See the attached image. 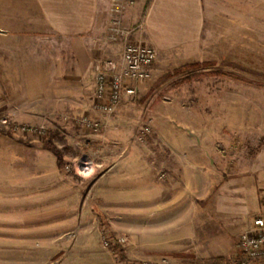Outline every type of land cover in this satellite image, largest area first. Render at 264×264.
<instances>
[{"label":"rangeland","instance_id":"1","mask_svg":"<svg viewBox=\"0 0 264 264\" xmlns=\"http://www.w3.org/2000/svg\"><path fill=\"white\" fill-rule=\"evenodd\" d=\"M225 45L212 46V58L150 74L119 111L97 119L95 130L48 104L17 108L0 69V264L231 263L198 258L205 245L195 235L183 254L166 255L175 236L156 229L165 219L155 216L151 194L156 186L165 194L167 169L149 163L156 150L165 159L169 131H199L206 147L236 152L238 172L252 161L259 191L264 42ZM127 149L143 157L142 165L122 163Z\"/></svg>","mask_w":264,"mask_h":264},{"label":"crops","instance_id":"2","mask_svg":"<svg viewBox=\"0 0 264 264\" xmlns=\"http://www.w3.org/2000/svg\"><path fill=\"white\" fill-rule=\"evenodd\" d=\"M119 16L128 33L113 41L110 0H0V73L12 83L7 92L15 106L33 110L38 102L39 108L48 104L72 116L106 118L92 106L93 63L118 59L125 39L156 50L152 76L171 64L212 58L215 44L231 50L239 42H264V0H134ZM199 134L171 130L165 159L157 150L149 154L151 165L162 161L167 169L160 186L165 194L158 195L157 186L151 194L155 216L165 219L156 229L175 236L173 246L163 248L169 257L183 254L195 235L205 245L198 258L232 261L237 235L260 209L251 173L257 166L250 161L238 172L236 152L206 147L207 135ZM123 154L122 163L142 165L134 149ZM255 264H264V257Z\"/></svg>","mask_w":264,"mask_h":264},{"label":"built area","instance_id":"3","mask_svg":"<svg viewBox=\"0 0 264 264\" xmlns=\"http://www.w3.org/2000/svg\"><path fill=\"white\" fill-rule=\"evenodd\" d=\"M133 1L110 0L112 18L108 26L109 39L117 41L127 35L128 31L120 25L119 15L126 5L132 4ZM155 58L156 50L152 46L125 39L118 59L96 60L93 63V108L100 113H113L128 97L136 93L139 82L150 77ZM75 117L79 124L88 129L95 130L99 127L97 120L86 115ZM81 165L86 169L88 161H82ZM258 189L259 212L251 219L249 226L237 235L235 239L237 252L229 264H255L258 259L264 257V173ZM111 241L105 239V244L110 245ZM134 264H168V261L165 259L156 263L139 261Z\"/></svg>","mask_w":264,"mask_h":264},{"label":"trees","instance_id":"4","mask_svg":"<svg viewBox=\"0 0 264 264\" xmlns=\"http://www.w3.org/2000/svg\"><path fill=\"white\" fill-rule=\"evenodd\" d=\"M117 244H112V246H110V248H113V249H118L119 251H121V248L120 247H118V246H116ZM121 253V252H120ZM122 261H126L127 259L124 257V256H122Z\"/></svg>","mask_w":264,"mask_h":264}]
</instances>
